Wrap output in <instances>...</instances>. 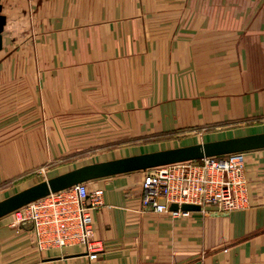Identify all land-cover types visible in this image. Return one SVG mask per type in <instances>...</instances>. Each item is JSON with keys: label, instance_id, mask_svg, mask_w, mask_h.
Wrapping results in <instances>:
<instances>
[{"label": "crops", "instance_id": "obj_1", "mask_svg": "<svg viewBox=\"0 0 264 264\" xmlns=\"http://www.w3.org/2000/svg\"><path fill=\"white\" fill-rule=\"evenodd\" d=\"M0 5V184L110 131L213 128L201 142L264 132V122L216 127L264 117V0ZM245 176L247 207L183 218L140 209L142 171L87 181L102 192L91 212L97 259L81 247L40 251L28 225L2 217L0 264H264V148L246 151Z\"/></svg>", "mask_w": 264, "mask_h": 264}, {"label": "built area", "instance_id": "obj_2", "mask_svg": "<svg viewBox=\"0 0 264 264\" xmlns=\"http://www.w3.org/2000/svg\"><path fill=\"white\" fill-rule=\"evenodd\" d=\"M246 151L160 165L142 171L140 209L188 217L183 204L212 207L228 213L248 205ZM102 204L100 189L89 191L86 182L48 194L10 214L14 226L28 225L36 249L81 247L89 260L98 258L103 245L93 239L91 212ZM176 204V209L170 205Z\"/></svg>", "mask_w": 264, "mask_h": 264}, {"label": "water", "instance_id": "obj_3", "mask_svg": "<svg viewBox=\"0 0 264 264\" xmlns=\"http://www.w3.org/2000/svg\"><path fill=\"white\" fill-rule=\"evenodd\" d=\"M1 11V5H0ZM6 18L0 14V49ZM264 148V132L149 151L85 164L39 181L0 200V218L50 193L78 183L152 167ZM176 209V204L170 205ZM183 210L199 211L198 205L183 204Z\"/></svg>", "mask_w": 264, "mask_h": 264}, {"label": "rangeland", "instance_id": "obj_4", "mask_svg": "<svg viewBox=\"0 0 264 264\" xmlns=\"http://www.w3.org/2000/svg\"><path fill=\"white\" fill-rule=\"evenodd\" d=\"M263 122L264 117L255 116L250 120H240L232 124H222L216 127H219L217 128V131L219 132L223 130L233 129L230 132V134H232V132H244L247 130V126H256L259 124H263ZM205 127L206 126L191 132L190 136H195V138H190L189 135H177L175 134V132L135 135L134 131L127 130L123 138L119 139L118 137H116L117 135H115L117 134V131L116 133L115 131H110V135L108 136L110 139L104 141V144L102 145L89 144L83 148H79L71 152L68 151V153L61 154L55 158H51L48 156V161H46L45 164H42L41 166L30 170L29 172H27V175H24L22 178H15L14 180L1 183L0 200L39 181L46 180L50 177L71 170L73 168L89 164L88 162L94 163L103 161L104 159L111 158L112 156L115 157L132 153H143L160 149L162 150L167 148L179 147L193 141H200L197 143H202L201 141L205 139L204 135L206 137V134L209 131H214L213 128L211 130L210 128ZM66 136H69V134ZM214 137L216 136H213V138ZM3 217L10 219L11 225L14 226L12 224L13 216L11 214H7Z\"/></svg>", "mask_w": 264, "mask_h": 264}]
</instances>
